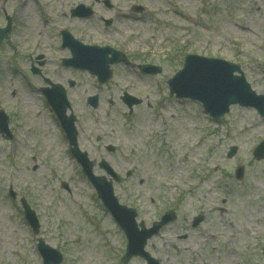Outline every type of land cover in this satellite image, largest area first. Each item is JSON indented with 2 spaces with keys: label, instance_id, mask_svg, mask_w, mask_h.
Instances as JSON below:
<instances>
[{
  "label": "rangeland",
  "instance_id": "374dc122",
  "mask_svg": "<svg viewBox=\"0 0 264 264\" xmlns=\"http://www.w3.org/2000/svg\"><path fill=\"white\" fill-rule=\"evenodd\" d=\"M5 1L0 27L5 16L13 27L0 46V110L13 137L0 133V264H42L38 238L62 254L60 264H123L125 236L72 158L41 92L45 79L66 89L79 149L95 162V175H105L100 160L120 175L115 195L136 210L137 221L149 227L175 213L145 247L159 264H264V156L253 155L264 140V116L234 105L214 121L167 85L184 56L194 54L236 64L264 95V0H109L110 8L103 0ZM79 3L93 15L71 17ZM101 18L112 22L105 26ZM62 29L160 71L145 75L114 64L111 80L99 84L62 66L70 55L61 48ZM123 93L142 102L129 112ZM91 95L98 96L96 108L86 101ZM230 146L237 148L232 158ZM21 199L36 214L37 234ZM195 217L201 221L193 228ZM125 264L146 262L133 257Z\"/></svg>",
  "mask_w": 264,
  "mask_h": 264
},
{
  "label": "water",
  "instance_id": "95a60500",
  "mask_svg": "<svg viewBox=\"0 0 264 264\" xmlns=\"http://www.w3.org/2000/svg\"><path fill=\"white\" fill-rule=\"evenodd\" d=\"M83 10L80 5L74 10ZM81 10V11H82ZM89 12L86 11L87 15ZM10 29V23L3 29H0V43L4 34ZM63 46L70 49L71 58L64 60V63L75 68L88 70L91 74L96 75L99 82L103 83L109 80L111 70L109 66L115 62L125 61L124 58L115 50L109 47L85 46L72 39L69 35L64 37ZM143 72H156L157 68H149L147 66L140 67ZM37 72V70L33 69ZM234 71L239 72V68L219 60L199 58L196 56H188L185 60L184 67L176 75L169 80L171 93H175L177 97H188L198 100L203 104L205 112L213 116L215 119L220 118L229 111V106L232 104H240L242 106H253L261 114L264 115V97L256 96L250 89V86L245 82L244 77L233 76ZM72 85V83L70 84ZM43 93L50 103L53 111L60 121L61 127L66 133L69 142L73 147L71 152L83 165V171L95 186L99 197L104 205L111 212L120 227L124 230L127 238L126 254L122 258L123 262H127L132 256H139L143 258L147 264H158V262L151 258L150 255L144 251L146 240L152 235L156 234L162 225L174 219L173 213H166L159 222L146 229L143 224H140L139 230L135 221L136 212L133 209L120 205L113 194L112 182L106 181L104 177H95L90 171V165L85 158V153H81L76 145V130L74 127L75 118L72 114L67 115L66 110L69 108V103L66 99V93L59 84H51L50 88L43 89ZM96 96L89 98L92 106H96ZM122 100L131 107L140 101L126 93ZM7 119L4 114L0 112V131L8 134L6 128ZM7 137H10L9 135ZM235 151L231 148L229 156ZM257 158L264 156V143L256 149ZM105 168L108 165L103 162L100 164ZM241 171L238 172V176ZM118 181V177L114 176ZM28 211L27 217L30 224L37 232L38 225L34 214L25 205ZM195 220L194 225L198 223ZM39 250L44 258V264H59L61 255L55 250L44 245L42 242L38 245Z\"/></svg>",
  "mask_w": 264,
  "mask_h": 264
}]
</instances>
